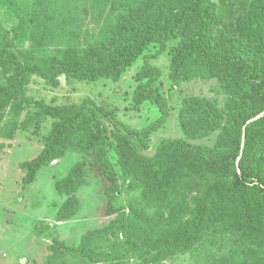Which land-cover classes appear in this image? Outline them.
<instances>
[{
    "label": "trees",
    "instance_id": "1",
    "mask_svg": "<svg viewBox=\"0 0 264 264\" xmlns=\"http://www.w3.org/2000/svg\"><path fill=\"white\" fill-rule=\"evenodd\" d=\"M226 10L227 15H220L213 0H140L118 17L102 39L84 49L68 46L59 57L51 56L45 68L19 62L8 47L12 35L0 36V115L12 102L10 132L52 120L38 155L21 163L22 182L31 183L43 165L65 150L88 153L92 165L109 181L107 214L119 213L107 227L86 232L76 246L50 245L48 264L61 263L70 255H92L98 260L100 254L90 252L97 239L111 240V246L116 241L121 255L140 253L143 264L213 245H228L230 254L209 264H264V0L241 1ZM169 33L179 37L171 72L179 75L191 62L202 66L229 87V112L212 148L191 144L187 140L213 133L224 118L208 98L185 97L177 120L186 140L167 141L153 158L141 157L128 138L147 147L149 135L166 116L165 100L153 84L158 70L144 52L150 44L162 50ZM140 56L143 62L135 75L133 101L136 106L150 102L162 108L163 116L152 125L132 129L90 98L64 105L36 101L34 111L19 121L31 74L46 77L53 85L59 84L57 76L63 72L78 80L115 81ZM107 124L118 130V160L124 171L141 182L147 199L166 206L167 213H151L135 205L125 213L122 205H116L120 188L106 154ZM82 166L77 162L56 183L57 190L68 195L58 211L59 220L77 210L78 200L71 194L83 181Z\"/></svg>",
    "mask_w": 264,
    "mask_h": 264
},
{
    "label": "rangeland",
    "instance_id": "2",
    "mask_svg": "<svg viewBox=\"0 0 264 264\" xmlns=\"http://www.w3.org/2000/svg\"><path fill=\"white\" fill-rule=\"evenodd\" d=\"M140 0H0V36L12 35L8 47L22 64H35L45 68L47 60L59 57L68 46L84 49L102 39L113 29L118 17ZM220 15H227V7L236 6L246 0H213ZM14 33L18 35L13 38ZM179 37L169 33L165 46L150 44L144 54L151 55L150 63L158 70L154 85L160 88L165 100L166 116L163 123L148 137L147 147L142 148L134 138H128L137 154L153 158L165 142L186 140L177 116L185 97H205L213 101L221 112L223 124L202 139L187 140L191 144L210 149L222 129L229 112L230 90L219 79L191 62L183 72H171V56ZM143 62L140 56L117 80L100 78L94 81L67 77L63 72L57 76L58 85L51 84L46 77L31 74L25 85L19 121L34 111L33 103L42 101L48 105L78 103L85 98L102 104L110 114L126 126L142 130L163 116L160 106L150 102L136 106L133 94L138 85L136 72ZM64 74L65 84L60 82ZM11 104L0 115V264H48L50 245L62 242L76 246L81 237L90 230L107 227L119 213L107 214L106 189L109 181L100 169L92 165V155L65 150L63 154L43 165L34 180L24 184L25 175L21 163L35 158L42 149V136L46 134L52 120L43 119L26 129L18 127L10 132ZM110 130L105 141L107 158L118 176L120 194L115 198L122 211L129 212L135 205L148 212L164 211L166 206L144 196L141 182L122 168L118 160L117 129L107 124ZM242 130V129H241ZM83 164V181L71 195L78 200L76 212L63 220L57 214L68 195L60 193L56 183L67 176L74 164ZM188 194V192H186ZM191 193H196L192 189ZM121 236L119 237V239ZM117 242L111 246L97 239L90 252L100 254L98 260L89 256L70 255L58 264H111L124 260L128 264H143L141 254L130 252L121 255L116 250ZM229 246L216 245L205 250L198 246L194 250L178 251L156 264H209L213 258L228 256ZM146 264H152L151 262Z\"/></svg>",
    "mask_w": 264,
    "mask_h": 264
},
{
    "label": "water",
    "instance_id": "3",
    "mask_svg": "<svg viewBox=\"0 0 264 264\" xmlns=\"http://www.w3.org/2000/svg\"><path fill=\"white\" fill-rule=\"evenodd\" d=\"M60 82H61L62 85L65 84L64 74L61 75V77H60ZM238 160H239V157H237L236 164L238 163Z\"/></svg>",
    "mask_w": 264,
    "mask_h": 264
}]
</instances>
